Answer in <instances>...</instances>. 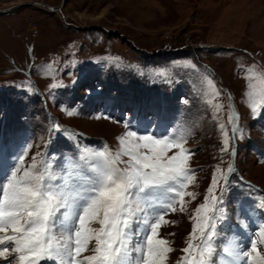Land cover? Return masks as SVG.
Masks as SVG:
<instances>
[{
  "label": "rangeland",
  "instance_id": "374dc122",
  "mask_svg": "<svg viewBox=\"0 0 264 264\" xmlns=\"http://www.w3.org/2000/svg\"><path fill=\"white\" fill-rule=\"evenodd\" d=\"M31 1L55 7L62 0H0V9L23 3L0 10V175L10 174L14 156L28 145L26 164L43 152L54 169L66 157L79 162L85 148L115 152L124 121L135 125L145 113L157 135L185 130L196 175L188 190L197 196L160 230L174 249L166 264H176L213 172L231 164L230 151H220L219 129L223 124L231 136V104L243 135L214 259L228 264L229 242L250 250L264 210L238 219L235 209L241 200H264V0H64L56 11ZM206 76L219 97L210 94ZM249 84L261 90L255 114ZM207 100L223 108L214 111Z\"/></svg>",
  "mask_w": 264,
  "mask_h": 264
},
{
  "label": "snow or ice",
  "instance_id": "6c2138e0",
  "mask_svg": "<svg viewBox=\"0 0 264 264\" xmlns=\"http://www.w3.org/2000/svg\"><path fill=\"white\" fill-rule=\"evenodd\" d=\"M157 75L166 77L167 73ZM205 81L212 97H219L213 80L206 76ZM248 88L246 96L255 114L262 103L261 90L253 84ZM207 103L214 111L223 108L212 100ZM229 109L232 135L219 125L220 151L231 150L234 155L231 141L242 137L243 130L231 104ZM146 115L136 117L135 125L124 121L125 131L117 137L115 152L107 146L103 150L85 148L79 162L66 157L59 169H54L43 152L26 164L32 145L14 156L10 174L5 170L0 175V259L6 264H166L174 249L160 230L176 223L168 220V215L186 213L188 204L196 199L197 193L188 190L196 184V175L190 166L192 152L186 147L189 134L183 129H166L157 135L148 131L151 121ZM52 127L60 130L58 124ZM3 159L0 157V166ZM217 171L203 202L189 217L191 231L176 264H216L215 241L229 219L224 207L233 168L230 164L226 171ZM238 203V219H249L250 211L264 210V200ZM261 246L264 224L250 240V250L232 242L224 247L231 258L228 264H241L242 260L264 264Z\"/></svg>",
  "mask_w": 264,
  "mask_h": 264
},
{
  "label": "water",
  "instance_id": "95a60500",
  "mask_svg": "<svg viewBox=\"0 0 264 264\" xmlns=\"http://www.w3.org/2000/svg\"><path fill=\"white\" fill-rule=\"evenodd\" d=\"M63 1L64 0H62L61 3L58 6H55V7L49 6L47 4H43V3H40V2H36V1L35 2L31 1V3H34L35 5L45 6L46 8H48L51 11H56V10H58L61 7V5L63 4ZM22 4L23 3H18L16 5H13V6H10V7H6V8H3V9H0V10L1 11H9V10L14 9V8H16V7H18V6L22 5Z\"/></svg>",
  "mask_w": 264,
  "mask_h": 264
},
{
  "label": "bare ground",
  "instance_id": "6f19581e",
  "mask_svg": "<svg viewBox=\"0 0 264 264\" xmlns=\"http://www.w3.org/2000/svg\"><path fill=\"white\" fill-rule=\"evenodd\" d=\"M38 6H40V5H38ZM43 7H45V6H43Z\"/></svg>",
  "mask_w": 264,
  "mask_h": 264
}]
</instances>
